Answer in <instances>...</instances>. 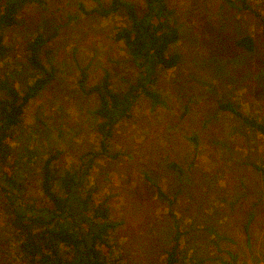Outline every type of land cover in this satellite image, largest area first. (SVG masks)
Here are the masks:
<instances>
[{
    "label": "rangeland",
    "instance_id": "374dc122",
    "mask_svg": "<svg viewBox=\"0 0 264 264\" xmlns=\"http://www.w3.org/2000/svg\"><path fill=\"white\" fill-rule=\"evenodd\" d=\"M128 1L146 8L145 0ZM111 2H32L6 33L11 52L0 60V73L22 91L33 79L26 41L40 32L51 36L44 63L55 70L54 80L30 102L13 142L25 160L27 152L37 153L35 167L60 152L62 172L100 148L99 98L80 88L82 70L87 87L109 72L112 86L124 90L139 76L115 38L127 18L92 12ZM167 2L181 30L180 62L158 72L152 88L162 101L142 96L114 130L110 150L118 155L97 158L90 173L117 223L109 258L112 264H164L179 229L180 264H264V175L257 167H264V136L220 105L264 121V0H247L251 9L235 0ZM247 35L253 51L235 42ZM2 199L0 193V264H31L16 244H6Z\"/></svg>",
    "mask_w": 264,
    "mask_h": 264
},
{
    "label": "trees",
    "instance_id": "16d2710c",
    "mask_svg": "<svg viewBox=\"0 0 264 264\" xmlns=\"http://www.w3.org/2000/svg\"><path fill=\"white\" fill-rule=\"evenodd\" d=\"M44 1L0 0V60L11 52L5 40L6 33L19 23L22 9L29 3ZM235 1L240 2V8L251 9L247 0ZM145 4L146 8L141 12L128 0H112L108 7L92 11L104 16L123 13L127 18L115 38L124 42L125 50L139 69V76L124 90L112 86L109 72L87 87L86 73L82 70L80 88L99 98L94 113L100 119L101 140L100 148L84 153L77 166L61 172L58 166L61 153L55 152L35 167L37 153L27 152L31 156L25 160L26 153L19 155L13 145L30 102L54 80L55 70L44 63L50 52L51 36L40 32L26 41L33 79L24 91L14 84V80L0 73V193L3 196L1 209L9 227L6 244H16V252L28 258L31 264H112L110 236L117 223L110 219L107 200H100L96 187L91 184V170L97 158L118 155L110 150L114 130L119 122L131 117L142 96L149 97L154 104L162 101L160 94L152 88L158 72L176 67L181 59L175 49L181 30L172 17L174 8L169 7L167 0H145ZM235 42L238 47L254 50V39L249 35ZM220 105L223 110L242 117L264 136V121L245 115L230 103ZM192 138L198 147L197 138ZM257 167L264 175V167ZM147 180L152 179L148 176ZM152 186L161 196H167L157 182L152 181ZM180 236L178 229L173 245L166 251L164 264H180L183 247Z\"/></svg>",
    "mask_w": 264,
    "mask_h": 264
}]
</instances>
